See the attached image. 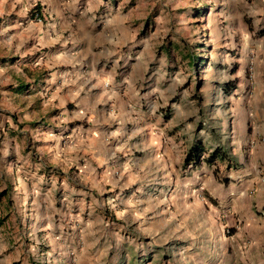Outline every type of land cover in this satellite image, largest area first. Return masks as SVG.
Returning <instances> with one entry per match:
<instances>
[{
	"label": "rangeland",
	"instance_id": "rangeland-1",
	"mask_svg": "<svg viewBox=\"0 0 264 264\" xmlns=\"http://www.w3.org/2000/svg\"><path fill=\"white\" fill-rule=\"evenodd\" d=\"M244 5L243 0H0V192L6 194L0 197V264H264V231L256 238L244 235L226 203H209L204 196L206 189L216 200L229 189L214 193L211 178L191 174L182 159L177 169L150 166L153 160L139 154L152 149L143 151L145 138L133 136L130 126L140 115L142 128L151 124L159 130L161 153L184 154L188 138L224 139L233 116L251 121L252 111L236 101L256 81L245 72L258 47L248 25L259 16ZM57 13L88 27L96 41L93 53L108 62L106 76L118 74L123 81L133 67L120 91L129 88L136 97L126 98L119 115L117 108L109 111L112 105L98 110L97 131L108 145L115 139L124 145L138 141L137 156L125 155V146L118 157L96 161L92 176L81 175L82 154L52 152L76 123H64L45 105L46 96L31 91L33 59L43 52L36 30ZM195 44L193 53L201 59L192 70L183 48ZM17 82L28 93L14 94ZM227 82L236 83V95L225 99L219 88Z\"/></svg>",
	"mask_w": 264,
	"mask_h": 264
},
{
	"label": "crops",
	"instance_id": "crops-1",
	"mask_svg": "<svg viewBox=\"0 0 264 264\" xmlns=\"http://www.w3.org/2000/svg\"><path fill=\"white\" fill-rule=\"evenodd\" d=\"M243 1L245 10L259 16L258 22L254 25H251L250 20L244 18L246 23H250L248 25L249 33L257 38L256 44L258 45L254 50V64L247 67L245 77L254 78L256 81L250 88L244 87L243 90H240V94L243 93V95L236 101L243 105L242 110L246 108L252 111L251 121L241 122L237 120L236 116H230L232 119L225 126L228 131L226 138L206 140L193 136L183 144L187 150L193 141L199 139L208 150L221 147L234 164L233 168L224 171L228 180L227 184L222 185L214 179L212 177L213 167L204 163L195 167L186 166L184 169H187L191 174L200 173L202 177L208 179L207 182L211 178L214 183V193H222L223 187L226 190L228 188L229 192H225L223 196L222 194L218 195L216 200L206 189L204 191L207 194L204 196L209 203L211 201L216 204L217 201L218 204L226 203L229 217L236 218L244 235L256 238L258 233L264 231V56H259L257 59L258 53L264 55V0ZM59 15L60 13H57L51 22L39 26L36 30L35 43L43 52L40 54V58L35 59L36 61L33 59L32 67L35 70L30 78L31 91L34 94L46 96L45 105L49 110L59 112L64 123H76L71 129L72 133L65 136L68 137L65 142L70 139L69 145H65V142L63 145H59L58 141L57 147H54L52 152L66 154L64 152L74 151L75 154H82L81 159L84 161L81 163V175L84 173L92 176L94 172L96 173L94 167L96 161L102 162V159L118 157L120 154L116 153H122L125 146V155L137 156L133 152L139 149L138 141L124 145L120 144V140L115 139L112 140V142L115 141L114 145L111 144V141L108 145V140L103 135L100 136L97 131L98 110L103 107L102 110L106 112L105 107L108 108L112 105L113 107L109 111L117 108V115H119L121 112L119 110H122L126 98L129 95L136 97V93L129 88L120 91L123 82H130L133 67H129L130 71L125 75L128 77L126 80L125 76L123 81L117 80L118 74H113L112 78L106 76L103 71L108 68V62L103 58L100 60L99 54L93 53L96 41L92 39L94 36L87 30L88 27L82 28L79 24L69 23ZM75 32L78 33L81 42H78ZM134 63L132 62L130 65ZM40 68L43 71L41 75L39 74ZM21 76L23 75L21 74ZM18 83L20 84V82H17V86ZM234 84L236 85V83ZM219 91L225 99L230 95H236L232 91L228 96H224L221 88ZM133 106V104L127 105L132 110ZM106 114L108 115V113L103 114L105 119H107ZM105 119L103 118L101 121L103 124ZM135 119L137 121L130 124L135 129L133 136L138 137L140 134V137L145 138L142 142L143 151H147V147L152 149L148 154L147 152L139 154L140 157L153 160L150 166L157 164L156 168L159 169H167V167L172 169L173 165L177 169L179 167L177 162L179 159H183L184 154L161 153L162 146L157 137L159 130L151 127V124L149 128H142L140 125L145 123L142 121L143 119L140 120V115ZM62 121L59 120V123ZM146 140L147 142H145ZM70 145H74L73 148Z\"/></svg>",
	"mask_w": 264,
	"mask_h": 264
},
{
	"label": "trees",
	"instance_id": "trees-1",
	"mask_svg": "<svg viewBox=\"0 0 264 264\" xmlns=\"http://www.w3.org/2000/svg\"><path fill=\"white\" fill-rule=\"evenodd\" d=\"M33 15H37L36 11H32ZM198 17V14L195 16V18ZM178 48V47H176ZM197 48H199L198 44H195L194 46L190 47L189 49H184L183 56L186 60V65L190 69H194L196 67V62H198L199 59H201V56L196 55L193 53ZM174 50V48H172ZM177 55H181L178 50H176ZM26 85L19 84L16 86V88H13L11 91L15 94H23L26 93ZM222 93L224 96H228L234 89L235 84L234 83H225L221 87ZM200 163H204L208 166H212L213 170V176L214 178L222 185L227 184L228 180L224 175V171L227 169L234 167V164H232L230 157L226 154V152L221 147H214L211 150L206 149L204 144L198 139L193 141L189 148L184 153L183 159H182V167L191 166L195 167L200 165ZM219 166H223V171L219 170ZM223 173V174H222ZM58 174V173H56ZM221 174L223 176H221ZM6 194L4 192H0V197H5Z\"/></svg>",
	"mask_w": 264,
	"mask_h": 264
}]
</instances>
